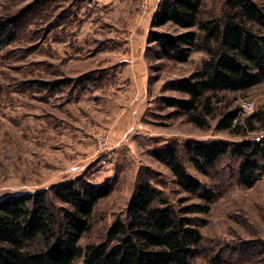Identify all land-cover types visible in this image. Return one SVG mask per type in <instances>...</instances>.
I'll use <instances>...</instances> for the list:
<instances>
[{"label":"rangeland","instance_id":"374dc122","mask_svg":"<svg viewBox=\"0 0 264 264\" xmlns=\"http://www.w3.org/2000/svg\"><path fill=\"white\" fill-rule=\"evenodd\" d=\"M256 1L264 5V0ZM223 2L206 0L209 10ZM63 9L68 13L60 18ZM11 12H24L25 18L16 38L0 46V199L73 179L110 181L114 191L99 204L94 228L82 239L83 245L99 242L117 218L126 216L142 179L151 181L178 210L205 203L182 189L171 168L153 155L155 149L176 146L187 171L202 181L203 191L210 189L216 195L209 211L195 208L188 213L205 238L203 255L195 263H241L238 252L246 249V264H264V181L253 187L240 184V160L234 156L223 158L210 173L202 172L187 148L192 140L261 138L264 118L254 119L253 129L245 117L258 112L264 117V81L243 94L228 93L227 104L243 108L238 132L217 129L216 120L201 128L170 106L169 98L186 96L173 88V81L200 67L207 54L194 51L186 62L163 56L148 38L154 29L152 12L144 17L143 31L137 28L141 0H0V13ZM158 29L180 31L173 24ZM137 34L141 38L144 34L149 43L147 125L131 142H116L104 125L114 122L123 105L120 90L131 86L120 78L115 62L134 55ZM65 78L68 81L57 88L40 83L56 84ZM245 102L251 104L245 107ZM60 126L73 127L84 144L78 137L61 143L56 136ZM99 132L111 133L114 147L104 153L97 151ZM53 175L58 177L50 182Z\"/></svg>","mask_w":264,"mask_h":264},{"label":"trees","instance_id":"16d2710c","mask_svg":"<svg viewBox=\"0 0 264 264\" xmlns=\"http://www.w3.org/2000/svg\"><path fill=\"white\" fill-rule=\"evenodd\" d=\"M64 12L68 9L60 18ZM24 14L0 13V46L16 38ZM150 18L154 29L149 41L166 58L186 62L194 51L207 54L200 67L173 81V88L186 96L169 98V105L198 127L216 120L217 129L238 132L243 108L227 104L228 93L243 94L264 81V5L224 0L209 10L206 0H157ZM167 24L180 31L158 29ZM67 81L40 83L57 88ZM256 118L264 117L261 112L245 117L253 129ZM187 148L202 172L208 174L223 158L234 156L240 160V184L253 187L264 181V134L235 141L192 140ZM153 155L171 168L182 189L205 203L178 210L151 181L142 179L126 216L117 218L101 241L83 245V237L94 228L99 204L114 191L113 183L73 179L10 194L0 199V264H196L205 238L188 213L195 208L209 211L215 191H203L202 181L187 171L178 147L155 149ZM246 251L238 252L241 263L229 264H246Z\"/></svg>","mask_w":264,"mask_h":264},{"label":"crops","instance_id":"0c3cea01","mask_svg":"<svg viewBox=\"0 0 264 264\" xmlns=\"http://www.w3.org/2000/svg\"><path fill=\"white\" fill-rule=\"evenodd\" d=\"M112 3V1L110 2ZM137 28L139 27L140 31H143L145 24L143 21L145 19L141 16L136 18ZM142 35V34H141ZM137 34L136 39L138 40V45L133 40L134 47L136 52L134 55L125 56L117 59L116 65H119L120 68L119 74L120 78L127 81L130 86H124L119 93V99L122 100L121 96H125L123 99V105L121 106L120 111L115 115L114 122L104 125L112 131V138L116 142H124L125 140L131 142L136 136V134L142 133L141 129L145 128L144 118L147 110V106L144 101L147 100V87L146 80L149 75V71L146 63L149 62V55L145 52L146 46H149V43L146 42V36ZM139 38L141 39L139 41ZM143 102V104H142ZM106 112V111H105ZM105 114L107 117L109 114ZM111 113V112H110ZM68 124H66L67 126ZM66 126H60L57 128L56 136L60 139L61 143L74 142L76 137H78V142L84 144V139L81 136H77L75 129L73 127L69 128ZM92 129L97 128L96 125L91 127ZM85 137V133H83ZM125 143V142H124ZM58 176L53 175L50 179L47 177L45 180L54 181Z\"/></svg>","mask_w":264,"mask_h":264},{"label":"built area","instance_id":"2783aa9c","mask_svg":"<svg viewBox=\"0 0 264 264\" xmlns=\"http://www.w3.org/2000/svg\"><path fill=\"white\" fill-rule=\"evenodd\" d=\"M157 0H141V16L144 18L148 16L156 5ZM248 104L245 102L244 106L246 107ZM111 133L109 132H99L96 137L97 143V151L104 153L107 150L111 149L114 146H111Z\"/></svg>","mask_w":264,"mask_h":264}]
</instances>
